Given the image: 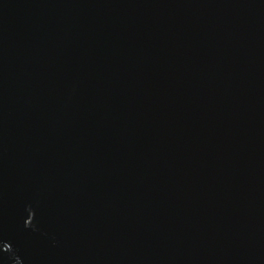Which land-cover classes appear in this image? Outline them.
<instances>
[{"label":"water","instance_id":"water-1","mask_svg":"<svg viewBox=\"0 0 264 264\" xmlns=\"http://www.w3.org/2000/svg\"><path fill=\"white\" fill-rule=\"evenodd\" d=\"M0 264H264V0H0Z\"/></svg>","mask_w":264,"mask_h":264}]
</instances>
